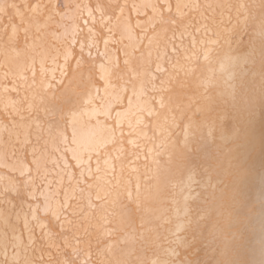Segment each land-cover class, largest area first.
Segmentation results:
<instances>
[{
  "label": "snow or ice",
  "instance_id": "1",
  "mask_svg": "<svg viewBox=\"0 0 264 264\" xmlns=\"http://www.w3.org/2000/svg\"><path fill=\"white\" fill-rule=\"evenodd\" d=\"M0 264H264V0H0Z\"/></svg>",
  "mask_w": 264,
  "mask_h": 264
}]
</instances>
